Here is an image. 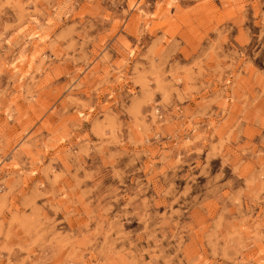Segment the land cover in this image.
Masks as SVG:
<instances>
[{"label":"rangeland","instance_id":"374dc122","mask_svg":"<svg viewBox=\"0 0 264 264\" xmlns=\"http://www.w3.org/2000/svg\"><path fill=\"white\" fill-rule=\"evenodd\" d=\"M0 264H264V0H0Z\"/></svg>","mask_w":264,"mask_h":264}]
</instances>
